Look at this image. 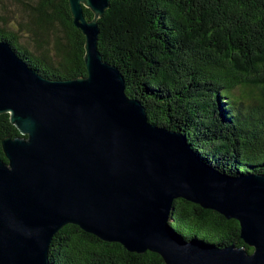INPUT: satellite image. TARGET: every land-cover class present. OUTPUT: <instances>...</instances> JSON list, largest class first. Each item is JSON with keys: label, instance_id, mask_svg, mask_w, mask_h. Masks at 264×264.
<instances>
[{"label": "water", "instance_id": "1", "mask_svg": "<svg viewBox=\"0 0 264 264\" xmlns=\"http://www.w3.org/2000/svg\"><path fill=\"white\" fill-rule=\"evenodd\" d=\"M111 1L69 0L87 76L45 78L0 41V115L22 135L2 140L0 264H50L52 240L68 224L166 264H264V175L222 173L184 134L149 121L98 49ZM176 199L237 220L253 253L177 237Z\"/></svg>", "mask_w": 264, "mask_h": 264}, {"label": "trees", "instance_id": "2", "mask_svg": "<svg viewBox=\"0 0 264 264\" xmlns=\"http://www.w3.org/2000/svg\"><path fill=\"white\" fill-rule=\"evenodd\" d=\"M22 12L27 22L17 29L0 14V41L45 78L87 76L85 37L69 0H29ZM98 25L103 59L120 70L126 94L142 103L152 124L184 134L222 173L264 175V0H112ZM18 136L10 115H0L1 159L2 140ZM170 225L186 242L254 251L237 220L185 199L174 201ZM49 259L166 264L157 253L129 252L72 224L54 236Z\"/></svg>", "mask_w": 264, "mask_h": 264}, {"label": "rangeland", "instance_id": "3", "mask_svg": "<svg viewBox=\"0 0 264 264\" xmlns=\"http://www.w3.org/2000/svg\"><path fill=\"white\" fill-rule=\"evenodd\" d=\"M1 16L5 19L8 25L14 28H18V22H27V14H23L22 10L25 3H29V0H1ZM22 41L26 42L27 38L22 36ZM32 45L30 49H32Z\"/></svg>", "mask_w": 264, "mask_h": 264}]
</instances>
